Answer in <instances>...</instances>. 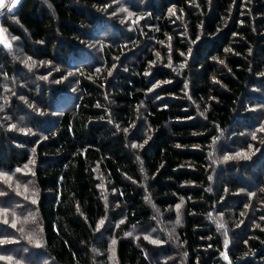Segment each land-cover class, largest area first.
I'll return each instance as SVG.
<instances>
[{"label": "trees", "instance_id": "16d2710c", "mask_svg": "<svg viewBox=\"0 0 264 264\" xmlns=\"http://www.w3.org/2000/svg\"><path fill=\"white\" fill-rule=\"evenodd\" d=\"M42 1L46 6L21 0L18 26L5 27L39 59L90 67L75 75L79 93L73 106L56 108L60 113L49 125L39 122L44 138L0 130V169L23 172L35 161L23 176L37 194V256L52 264H95L96 229L106 214L104 187L126 223L139 231L153 227L154 209L165 214L181 206L176 233L185 264H264V209L252 211L254 199L234 196L264 173L248 166L234 188L225 174L218 187L210 182L216 140L231 136L225 153L242 146L236 137L256 118L259 104L253 100H264V0ZM114 2L140 15L139 25L128 30L109 20ZM100 39L97 68L85 46ZM82 60L88 65L81 66ZM5 72L11 76L14 70ZM62 92L50 93L52 99L71 103ZM260 142L251 143L258 144L255 151L261 148L254 159L264 154ZM10 198L22 200L20 194ZM229 205L234 212L225 217ZM217 215L237 234L229 250L209 219ZM139 246L120 238L118 264H164L160 256L178 253L170 245Z\"/></svg>", "mask_w": 264, "mask_h": 264}, {"label": "rangeland", "instance_id": "374dc122", "mask_svg": "<svg viewBox=\"0 0 264 264\" xmlns=\"http://www.w3.org/2000/svg\"><path fill=\"white\" fill-rule=\"evenodd\" d=\"M20 1L18 0L11 11L8 10L11 0H5V6L0 8V30H2V33H0V130L7 136L12 134L24 138L42 139L46 131L43 130V123L39 124V122L44 121L46 125H49L50 121L60 113L55 112L56 108L63 110L67 105L73 106L72 100H76L79 93L75 75L90 66L78 68L74 66L77 63L76 60H71L70 65L73 66H62L57 62V59L53 61L42 60L29 54L21 39L14 36L5 27L6 23L18 26L16 15ZM39 1L46 6L42 0ZM110 5V13L107 15L109 20L117 23L122 28L127 26L128 30H131L132 26L136 24L139 25L141 16L128 6L120 2H114ZM121 9H126V11H121ZM129 13H132V15L129 16ZM102 15H104V12H102ZM26 39L28 44L31 45L28 36H26ZM100 42L101 39L88 41L87 46H85L86 48L89 46L90 50L87 54L94 60L92 64L97 68H101L99 58ZM117 61L115 67L120 66L119 60ZM78 63L81 66L88 65L85 60ZM6 68H12L14 73L8 76L5 72ZM57 90L63 91L62 93L67 96L64 98L70 99L71 103L61 99L53 100L50 93ZM253 103L259 104L254 106V110L259 117L256 115L253 124H251L252 126L244 129L245 134L236 137L240 138L237 143L241 142L242 146H236L233 150L225 153L226 149L224 148L228 147L227 149H229L231 147L227 140L231 136L223 135L216 140L211 152V162L215 168L212 176H210V182L214 187H218L222 174L228 176L230 183H233V188L237 187L239 184L235 183L236 178L243 177L241 173L248 169V166L252 167L251 171L253 173L263 176L264 154L260 156L261 158L254 159L253 157L259 154L261 148H258L259 151H255L253 148H256L258 144H255V147L252 148L251 143L262 141L259 147L262 144L264 145V136L260 137L261 133L264 135V100L254 99ZM142 127L140 132L144 133ZM29 129L31 131H28ZM45 130H47L46 127ZM232 139L234 138L232 137ZM135 145L138 146L136 143ZM246 146L248 151L245 149ZM225 157H232V159H225ZM34 166L35 161L32 159L25 166L23 172H19V170L6 172L0 169V264H52L42 254L39 253L40 255L37 256L42 247L40 224L36 216V208H34L37 194L30 177L23 176L25 173L29 174L33 171ZM232 170L240 175H236ZM263 179L264 176L260 182L254 184V180L250 178L248 183L252 186H248L249 189L247 187L244 190L237 189L234 193V196L244 197L248 195V197L254 199L252 211L255 210L256 206V209H264V200L263 198L261 200L260 196L262 192L264 196ZM250 191L253 192L250 193ZM19 194L22 200L10 198ZM100 194L103 196L106 214L104 219L101 220L103 224L100 221L96 229L97 240L95 248H93L96 257L95 264H118L116 244L120 238L130 240L138 246L145 242L153 247L170 245V248L174 251L178 250V253L170 256L165 255L164 257L162 255L159 257V261L164 264L186 263L183 252L179 248L176 233L183 220L181 206L177 207V210L169 209L165 214L154 209L156 218L153 227L149 230L139 231L126 223L121 207L110 202L113 193H109L104 187H100ZM231 197L233 195L230 196V199ZM112 201L114 202L113 198ZM233 206L229 205L228 209L225 210L223 213L225 217H227L228 212H234ZM111 209L115 213H111ZM171 214L173 215L171 216ZM221 215L209 219L215 222L216 229L221 232L220 236L223 239L225 250H229L237 234L230 231V223ZM250 221L252 228L258 227V225H255L254 220ZM220 224L223 225L222 228L219 227ZM152 241H159V243H153Z\"/></svg>", "mask_w": 264, "mask_h": 264}, {"label": "snow or ice", "instance_id": "6c2138e0", "mask_svg": "<svg viewBox=\"0 0 264 264\" xmlns=\"http://www.w3.org/2000/svg\"><path fill=\"white\" fill-rule=\"evenodd\" d=\"M16 3H18V0H11V3L8 6V10L11 11L13 7H15ZM5 6V0H0V8H3ZM121 11H126V9H121ZM132 13H129V16H131ZM0 33H2V30H0ZM15 127V125H13ZM28 131H31L30 129ZM133 147H136V145H133ZM242 155V154H238ZM225 159H232V157H225ZM7 222V221H5ZM101 224H103V221H101ZM219 227H223L222 224L219 225ZM147 239V237H145ZM153 243H159V241H152ZM114 243V242H113ZM227 258V257H226Z\"/></svg>", "mask_w": 264, "mask_h": 264}]
</instances>
